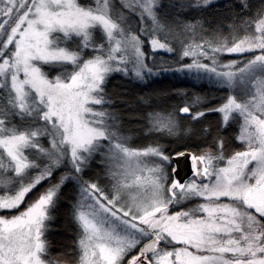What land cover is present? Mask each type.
<instances>
[{"label": "snow or ice", "instance_id": "6c2138e0", "mask_svg": "<svg viewBox=\"0 0 264 264\" xmlns=\"http://www.w3.org/2000/svg\"><path fill=\"white\" fill-rule=\"evenodd\" d=\"M0 264H264V0H0Z\"/></svg>", "mask_w": 264, "mask_h": 264}, {"label": "trees", "instance_id": "16d2710c", "mask_svg": "<svg viewBox=\"0 0 264 264\" xmlns=\"http://www.w3.org/2000/svg\"><path fill=\"white\" fill-rule=\"evenodd\" d=\"M115 82L116 81H113V83ZM129 87L131 88L129 99L133 103V106H135L136 102L140 101L141 97L156 101L157 99L173 96L177 92H186L190 98L196 95L205 96L206 94L213 93V85L209 84L206 80H196L172 72H162L159 75L147 78L145 81H133L132 85H129ZM109 88H111V84ZM168 103L174 104L176 101L169 100ZM125 119L127 120L128 117L125 116ZM130 126L133 129L135 128L134 120ZM64 211V208L60 207L59 210L53 214L54 220L50 225L51 235L49 239L53 244V255H55L57 250V244L67 242L68 233L64 227Z\"/></svg>", "mask_w": 264, "mask_h": 264}]
</instances>
